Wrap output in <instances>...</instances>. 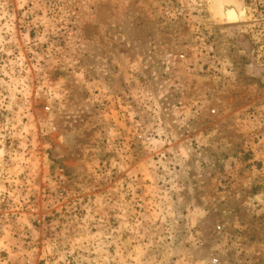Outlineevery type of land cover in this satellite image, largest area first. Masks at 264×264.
<instances>
[{
	"label": "rangeland",
	"instance_id": "1",
	"mask_svg": "<svg viewBox=\"0 0 264 264\" xmlns=\"http://www.w3.org/2000/svg\"><path fill=\"white\" fill-rule=\"evenodd\" d=\"M215 260L264 264V0H0V264Z\"/></svg>",
	"mask_w": 264,
	"mask_h": 264
},
{
	"label": "bare ground",
	"instance_id": "2",
	"mask_svg": "<svg viewBox=\"0 0 264 264\" xmlns=\"http://www.w3.org/2000/svg\"><path fill=\"white\" fill-rule=\"evenodd\" d=\"M239 11V10H238ZM237 11V12H238ZM242 11V10H241ZM237 12H228L227 15H225L227 17V20L228 21H234V20H237L239 19V14ZM241 13L240 15L243 17L244 13L242 12H239ZM241 18V17H240Z\"/></svg>",
	"mask_w": 264,
	"mask_h": 264
},
{
	"label": "built area",
	"instance_id": "3",
	"mask_svg": "<svg viewBox=\"0 0 264 264\" xmlns=\"http://www.w3.org/2000/svg\"><path fill=\"white\" fill-rule=\"evenodd\" d=\"M214 263L216 264V263H218V261H217V260H215V261H214Z\"/></svg>",
	"mask_w": 264,
	"mask_h": 264
},
{
	"label": "water",
	"instance_id": "4",
	"mask_svg": "<svg viewBox=\"0 0 264 264\" xmlns=\"http://www.w3.org/2000/svg\"><path fill=\"white\" fill-rule=\"evenodd\" d=\"M226 15V14H225Z\"/></svg>",
	"mask_w": 264,
	"mask_h": 264
}]
</instances>
